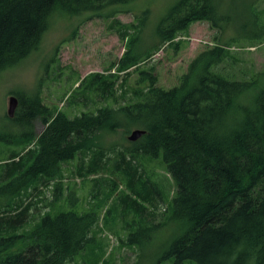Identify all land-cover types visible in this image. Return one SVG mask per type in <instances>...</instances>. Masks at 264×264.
Here are the masks:
<instances>
[{"label":"trees","instance_id":"obj_1","mask_svg":"<svg viewBox=\"0 0 264 264\" xmlns=\"http://www.w3.org/2000/svg\"><path fill=\"white\" fill-rule=\"evenodd\" d=\"M132 1L0 0V73L39 48L56 12L73 15ZM198 21L226 31L229 27L224 23L229 25L231 17L220 12L218 0H178L157 26L160 42L155 50L166 43L178 46V34ZM262 34L259 27L253 28L245 38L255 46ZM136 40L131 39L120 71L138 69L155 53H134ZM235 40L200 52L180 82L170 88L158 85L153 68L139 70L138 82L146 86L134 90L135 101L125 102V93L117 95L113 74H90L78 86L84 98L72 95L67 99L68 104H86V92H95L103 100H114L115 105L96 111L70 116L51 108L38 92L14 93L18 106L8 119L21 131L1 133L0 142L18 140L21 149L0 163V264H67L92 248L99 221L94 209L43 212L38 204L25 202L23 194L33 189L41 195L42 186L57 181L49 203L55 206L64 197L58 180L63 163L77 157L81 176L94 173L103 163L97 157L101 137L126 135L136 128L146 133L130 140L115 163L126 173L132 194L121 201L127 210L122 214L135 216L126 222L125 243L142 242L144 230L154 232L169 221L183 231L163 257H174V264H264V85L258 84L264 71L238 79L219 70ZM250 92L251 101H243ZM38 119L45 126L39 135L35 134ZM93 150V158L85 163L83 153ZM127 152L133 158L140 154L161 158L173 179L175 192L164 222L145 214L143 201L150 194L146 182L151 181L137 179L139 165L126 157ZM157 193L161 198L163 192L157 189ZM69 199L71 205L78 202L75 193Z\"/></svg>","mask_w":264,"mask_h":264},{"label":"rangeland","instance_id":"obj_2","mask_svg":"<svg viewBox=\"0 0 264 264\" xmlns=\"http://www.w3.org/2000/svg\"><path fill=\"white\" fill-rule=\"evenodd\" d=\"M177 1L134 0L73 15L56 12L39 48L18 65L0 73V134L21 131L19 125L8 119L9 100L12 95L16 96L14 93L38 92L47 105L64 110L70 116L83 111H96L103 105H115L114 100H103L95 92H86V104H68L67 99L72 95L84 98L78 86L90 74H113L117 80V95L125 93V102L135 101L134 90L146 86L138 82L139 70L153 68L158 85L173 87L180 82L181 76L200 52L233 37L237 40L228 49L227 58L220 64L219 70L238 79H250L264 71V0H218L220 12L231 17L229 25L224 23L229 27L226 31L213 28L208 21H198L178 34L175 39L178 46L166 43L156 51L160 42L157 26ZM258 27L263 34L253 46L250 43L252 40L245 38V34ZM134 38L137 39L133 44L134 53L142 56L148 52L155 53L138 69L133 66L127 71H120V61ZM259 81L260 86L264 85V76ZM251 97L252 92L244 96L243 101L249 102ZM123 101L120 98V102ZM44 127L38 119L35 134L39 135ZM130 134L118 132L101 137L97 157L103 163L94 173L81 176L77 157L63 163L58 180L63 184L64 197L55 206L50 207L49 203L54 198L57 181H51L48 187L42 186L41 195L37 196L38 191H31L33 189L29 195L23 194L25 202L38 204L43 212L71 209L78 213L91 209L97 212L99 221L94 229L93 247L67 264H174V257H163L173 240L183 232L177 223L168 221L151 233L144 230L142 242L135 245L125 243L129 232L126 222L135 216L131 212H126V216L122 214L123 210H127L121 201L132 194L127 186L126 173L117 169L115 163L129 148ZM19 143L18 140L14 144L0 142V163L5 162L13 150L21 149ZM94 154V150L83 153L85 163ZM126 155L139 165L137 179L146 181L149 178L151 181L146 182L150 194L143 201L145 214L155 222H164L170 214L168 208L175 185L162 159H150L141 154L133 158L129 152ZM139 182L137 185L140 188ZM157 189L163 192L161 198ZM70 193L77 195L75 205L70 203ZM186 264L196 263L187 261Z\"/></svg>","mask_w":264,"mask_h":264},{"label":"water","instance_id":"obj_3","mask_svg":"<svg viewBox=\"0 0 264 264\" xmlns=\"http://www.w3.org/2000/svg\"><path fill=\"white\" fill-rule=\"evenodd\" d=\"M17 106H18V98L16 96L12 95L10 97V100H9V108H8V115L10 117L14 116ZM145 133H146V130L136 128L128 136V139L131 141H136Z\"/></svg>","mask_w":264,"mask_h":264}]
</instances>
